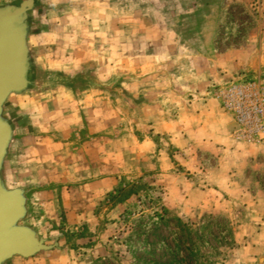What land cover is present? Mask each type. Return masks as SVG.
<instances>
[{
  "label": "rangeland",
  "instance_id": "1",
  "mask_svg": "<svg viewBox=\"0 0 264 264\" xmlns=\"http://www.w3.org/2000/svg\"><path fill=\"white\" fill-rule=\"evenodd\" d=\"M27 45L22 93L63 99L71 159L106 152L118 172L85 221L43 224L50 264H264V138L240 137L215 96L264 83V0H38ZM208 101L250 159L208 142Z\"/></svg>",
  "mask_w": 264,
  "mask_h": 264
},
{
  "label": "crops",
  "instance_id": "2",
  "mask_svg": "<svg viewBox=\"0 0 264 264\" xmlns=\"http://www.w3.org/2000/svg\"><path fill=\"white\" fill-rule=\"evenodd\" d=\"M55 31L52 27L47 29L53 38ZM47 93L48 90L39 89L38 94H14L9 99L14 131L3 167L4 184L9 189L24 190L32 228L45 239L52 238L55 231L45 229L43 224L61 220L68 223L85 221L84 217L89 215L96 202L113 192L117 185L115 175L118 174L107 168L112 159L106 152L98 157L99 162L96 158L95 165L91 161L89 163L85 156L77 161L71 159L73 149L66 133L71 135L72 130L68 128L66 132L64 125V101L48 97ZM56 95L58 97V90ZM206 106L212 111L204 120L208 123V142L225 146L233 143L238 147L233 152L234 158L239 161L250 159L249 152L243 149L247 142L229 140L232 127L229 116L223 114L215 102L208 101ZM82 149L84 146H80V152ZM90 176L96 177L91 179ZM50 259L53 257L46 252L28 259L16 257L6 264H50Z\"/></svg>",
  "mask_w": 264,
  "mask_h": 264
},
{
  "label": "water",
  "instance_id": "3",
  "mask_svg": "<svg viewBox=\"0 0 264 264\" xmlns=\"http://www.w3.org/2000/svg\"><path fill=\"white\" fill-rule=\"evenodd\" d=\"M37 2L18 0L0 6V264L16 257L32 258L57 247L46 245L31 227L21 224L27 215L24 190L9 189L3 181L14 131L12 122L4 116V105L11 95L25 92L33 85L27 35Z\"/></svg>",
  "mask_w": 264,
  "mask_h": 264
},
{
  "label": "built area",
  "instance_id": "4",
  "mask_svg": "<svg viewBox=\"0 0 264 264\" xmlns=\"http://www.w3.org/2000/svg\"><path fill=\"white\" fill-rule=\"evenodd\" d=\"M215 96L223 111L230 114L245 139L264 138V83L260 80H237L221 87Z\"/></svg>",
  "mask_w": 264,
  "mask_h": 264
},
{
  "label": "trees",
  "instance_id": "5",
  "mask_svg": "<svg viewBox=\"0 0 264 264\" xmlns=\"http://www.w3.org/2000/svg\"><path fill=\"white\" fill-rule=\"evenodd\" d=\"M118 192H119V190H118ZM135 194V191L133 192V190H129L127 193H125V194H123V196L120 198V199H118V203L120 204V203H123V202H125L126 200H128L132 195H134ZM190 257H193V254H191V256Z\"/></svg>",
  "mask_w": 264,
  "mask_h": 264
}]
</instances>
